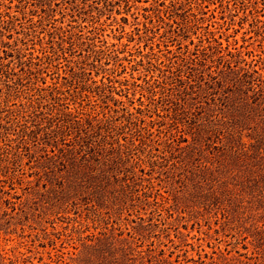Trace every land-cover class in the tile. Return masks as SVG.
<instances>
[{
	"label": "rangeland",
	"instance_id": "rangeland-1",
	"mask_svg": "<svg viewBox=\"0 0 264 264\" xmlns=\"http://www.w3.org/2000/svg\"><path fill=\"white\" fill-rule=\"evenodd\" d=\"M261 3L264 0L253 6L249 0L244 5L248 19L239 32L238 20L225 19L221 26L223 9L214 11L208 5L204 13L199 0H153L147 13L137 3L131 16L152 27L147 33L139 28L145 34L139 42H147V48L137 54L131 42L122 49L128 39L126 30L134 23L122 9L113 11L129 16L127 23L110 15L112 23L106 24L99 11L85 6L70 15H61L67 9L57 10L55 23L48 19V26L34 27L45 13L34 15L31 0H0V27L11 45L9 75L0 74V122L5 128L0 131V158L7 159L9 167L0 164V264H83L86 259L102 264L97 253L105 258L115 253L113 260L122 259L123 264H264V232L249 231L251 221L241 227L249 215L260 214L257 206L264 202ZM235 11L239 13V7ZM53 30L63 31V37L56 41L53 35L51 48L36 39L37 34L47 38ZM206 31H212L226 49L222 61L211 49L218 43L199 42ZM69 37L73 45L65 55L62 48L69 45L63 41ZM105 44L112 48L106 49ZM78 49L80 55H75ZM103 49L107 54L95 59L93 50ZM228 52L235 55L233 59ZM45 55L52 57L51 63ZM36 57L43 58L41 70L24 74L30 62L39 63ZM227 60L233 62L230 68L224 63ZM121 64L126 71L117 67ZM72 71L77 73L71 89L77 93L79 111L72 101L40 98L51 91L47 86L53 82L63 85L65 78L70 82ZM91 72H99L101 78L111 75V82L105 78L109 87L102 97L98 92L80 93L82 85H101ZM249 75L252 84L247 82ZM123 79L135 86L118 93ZM144 80L156 82L148 92L151 102L140 95L151 86ZM132 91L139 100L132 98ZM115 95L121 97L119 103ZM140 100L150 107L144 116L149 130L144 142L138 140L140 136L127 137V130L136 127L125 121L129 117L125 108L140 106ZM66 107L74 112L71 117L63 116L69 111ZM17 114L21 117L15 119ZM138 115H132V120ZM108 122L113 141L127 137L126 142L134 146L129 154L114 143L105 160L96 149L102 140L96 133L104 136ZM121 185L124 202L113 204L111 193L119 196ZM233 208L238 220L232 216ZM178 227L188 233L191 249L184 245L173 251L177 241L170 237ZM137 229L148 231L141 235ZM182 250H187V259L180 255Z\"/></svg>",
	"mask_w": 264,
	"mask_h": 264
},
{
	"label": "snow or ice",
	"instance_id": "snow-or-ice-1",
	"mask_svg": "<svg viewBox=\"0 0 264 264\" xmlns=\"http://www.w3.org/2000/svg\"><path fill=\"white\" fill-rule=\"evenodd\" d=\"M153 2V0H31V6L34 8V12L33 14L35 15L37 12L39 11H43L45 13L44 16L40 17V24L39 25H35L34 27H41V26H48L47 25V20L51 19L53 21V23H55V21L57 20V17L55 16V13L57 12V10H61V9H67V13L61 11V15H70L72 12L80 10L85 8V6H87L89 9L92 10V12H97L99 11L100 16L104 18V21L106 24H111L112 21L109 19V16H115L116 21L120 22L123 21L124 23H127V20L129 18V16H131V12L136 10V5L137 3L141 4L142 7V13H147L149 11L147 5L151 4ZM249 0H199V4L200 6L203 8L204 13H207V6L210 5L211 8L215 11V10H220L223 9V11L220 12V17H219V24L221 26H223L225 24V19L231 21L234 20V18L236 20L239 21L238 24L235 25L236 27V31L239 32L240 27H242L245 23V21L248 19V13L247 10L245 9L244 5L248 4ZM257 3V0H252V4L253 6H255ZM239 7V13H237L235 11V9ZM261 8H264V3L260 4ZM115 9H122V11L124 13H129V16H123L118 14L116 11H113ZM107 13V15H106ZM74 18V17H73ZM262 19H264V16L261 17ZM99 19V18H97ZM131 19L134 21V23L132 25H129V28L126 30L127 31V36L128 39L124 41V44L122 45V49L126 48L129 44V42H131L133 44V51H136L137 54H139V50H141L142 48H147V42H145L143 45L140 44L139 40L143 39L145 34H142L139 32V28L140 27H145V25L139 24L138 22H136V17L135 16H131ZM97 27H99V25H97ZM118 27L121 28L122 31L123 30V25L122 24H118ZM69 28H71V25L69 24ZM43 30V27H42ZM29 31V29H25V32ZM135 34V36H134ZM55 35L56 37V41H60L63 37V31H55L53 30V32H49L47 34V38H45V36L37 34L36 35V39L40 40V41H44L45 44L51 48L53 46V41L51 39V37ZM244 35H246V33H244ZM240 39H242V37L238 36L237 37V41H239ZM64 44H68L69 47L67 48H62V51L65 53V55H68L71 51V45L73 43V40L71 37H69L68 39L63 41ZM86 43V42H85ZM115 42H113L114 44ZM10 38L8 36H5L4 33V28L0 27V74L4 75V76H8L9 75V68L10 65L7 63L10 60V55H9V47H10ZM33 47H38V45H33ZM85 44L81 45V48H84ZM156 47H159V45H156ZM105 48L106 49H111L112 45H108L105 44ZM121 49V50H122ZM44 49L41 48V51H43ZM90 51V50H89ZM47 54V53H45ZM75 55H80V50L78 49L75 53ZM93 55H101V53L99 51H97L96 53H93ZM110 55L113 57H119V54L115 51H110ZM127 53H125V59L127 58ZM83 59V57H81ZM37 59H39V57H37ZM60 61V57L56 58V63L59 64ZM141 63H143V61H141ZM117 67L120 68L121 72L126 71V69L124 68V66L118 65ZM46 71V69H45ZM90 75L92 76H96V78L98 80H101L102 84H107L108 81L106 79H102L99 75V72H91ZM137 79H139V77H137ZM90 83H92V81H89ZM143 83H147V80H144ZM116 88L119 87V84L117 83L115 85ZM3 88V84H0V89ZM151 91V86H149V88L145 89L144 92H142L140 95L144 96V98L151 102L153 97L148 95V92ZM154 95V94H153ZM131 96L133 99L139 100L140 96L137 95L136 91H132ZM115 100L119 101L121 99V97L119 95H115L114 96ZM158 99V97H157ZM180 100H183V96L181 95L179 97ZM191 106V105H190ZM140 106L137 104H132L131 108H125V111L129 113V119H132V114L133 112H138L139 111ZM0 114H3V109L2 107H0ZM115 115V113H114ZM208 119H210L209 116L205 117V120L207 121ZM121 129L122 130H126V125L125 124H121ZM4 124L3 122H0V131H4ZM97 135H99V133H96ZM138 130H127V137H136L138 138ZM127 137L121 138L120 140L114 141V143L116 145H119L120 147H122L125 151V154H129L132 149H133V145L129 144L126 142ZM0 139H2V137H0ZM45 139H47V137H45ZM185 143H187V141H185ZM3 145L2 143H0V148H2ZM96 149L104 155L105 160L108 159L109 155H111V152L114 150L112 148V145L107 143L106 140L102 139L100 140L97 145H96ZM35 150L38 152L40 151V147L36 146ZM6 155V153H5ZM119 154H117L116 156V160H119ZM7 163L6 161H4L2 158H0V164H5ZM115 161H113V166H115ZM121 163H123V161H121ZM134 167H139V164L134 165ZM119 170V169H117ZM109 171H111V168H109ZM141 172H143V169H140ZM101 177H104L106 174L104 172V169L101 168ZM150 174V173H149ZM165 175H167V173H165ZM113 199H112V203L115 204L117 200H120L121 204H123V199L122 197L125 195L124 192V186L121 185L120 187V195L117 196L115 192L111 193ZM129 199H131V197H129ZM57 207H60L61 205H56ZM258 209H260V214L258 216H253V215H249V217L247 218V220L243 221L241 223V227H243L244 223H247L248 221H251V228L249 229V231H254L255 234H260L261 232H264V202H260L258 204ZM232 216L236 217V219H239V214L236 212V209L233 208L232 209ZM51 222V221H50ZM217 223L219 224V221H217ZM228 223H234L232 220H229ZM227 225H222L221 228L226 227ZM137 231L141 234L144 235L145 232H147V229H137ZM173 231L176 233V235L174 237H170L171 239L176 240L177 242L173 245V251H175L176 249H182V247L184 245H187V249H191L192 248V241L189 240L188 238V233H186L184 231L183 227H178L173 229ZM119 251L123 252V249H119ZM98 256V258L101 260L102 264H104V261H107V264H123V260L121 259L120 261H114L112 257L115 256V253L112 254V257H103L100 253L96 254ZM127 254H124V256H126ZM180 255H183L186 259H187V250H182ZM180 257L177 256L176 260L177 262L179 261ZM83 264H93V261L91 259H86ZM164 264H167V262L165 261Z\"/></svg>",
	"mask_w": 264,
	"mask_h": 264
},
{
	"label": "trees",
	"instance_id": "trees-1",
	"mask_svg": "<svg viewBox=\"0 0 264 264\" xmlns=\"http://www.w3.org/2000/svg\"><path fill=\"white\" fill-rule=\"evenodd\" d=\"M252 14V13H251ZM145 25V27L142 29L143 30V33H147L148 31H150V30H152V27H150V26H148L147 24H144ZM94 29V28H93ZM139 31H140V29H139ZM256 33H258L259 34V32L257 31ZM204 41H207V42H209V44H210V42L212 43V42H215V43H218V45H216V46H214V47H211V49L213 48L215 51V55L218 57V59L220 60V61H222L223 60V58H224V55H223V52L226 50V49H224L222 46H221V44L217 41V39L214 37V35L212 34V31H206V33H204L202 36H200V39H199V42H204ZM73 45V44H72ZM71 45V46H72ZM211 45V44H210ZM219 46V47H218ZM210 47V46H209ZM94 52L93 53H96L97 51H95V50H93ZM45 52V51H44ZM100 53H101V55H103V54H107V52H106V50H100L99 51ZM51 53H53V54H55L56 52L55 51H53V52H51ZM227 55H229L232 59L234 58V54L233 53H231V52H228V54ZM37 58V57H36ZM95 59H98L97 58V55H95V57H94ZM44 59H46L48 62L47 63H51V61H52V57L51 56H48V55H45L44 56ZM43 60V58H39V63L38 62H30V64L28 65V69L24 72V74H37V72L39 71V70H41L40 69V61H42ZM235 62H238L239 63V60H236ZM240 62H242V61H240ZM149 64H152L151 62H148ZM225 64H226V66L227 67H231L232 65H231V63H233L232 62V60H227V61H225L224 62ZM34 69H35V71H34ZM254 72L253 73H257L258 74V72H257V70H253ZM110 72H112L113 74H115L116 73V70L114 71H110ZM252 73V74H253ZM77 73H75L74 71H72V74H71V80H70V82H69V80H67L66 78H65V80H66V83H64L63 85H59L58 84V82H53L51 85H49V86H47L48 87V89L47 90H51V91H49L48 93H47V95H42L40 98H43L44 99V97L45 96H48V97H50V99H52V100H54V101H56L57 103H59V102H61V101H72V103L75 105V108H77V104L79 105V102H77L76 101V96H77V93H76V91H73L74 89H71V87L74 85L73 84V82H75L76 81V79H77V75H76ZM246 74H249V71L246 73ZM111 76V75H110ZM110 76L109 77H105L104 76V78H102V79H107L109 82H111V79H110ZM250 77V79L249 80H247V82L249 83V84H252L253 83V78L251 77V75H249ZM36 79H37V81L38 82H42V83H46V81H45V79H41L39 76H36ZM21 81L22 80H19V82H18V85H22V83H21ZM147 83L148 84H150L151 85V87L153 86V85H155L156 84V82L154 81L153 83H151V80H147ZM146 83V84H147ZM119 84H120V90H119V92L118 93H122L124 90H125V92L126 91H128V87H133V86H135V84L134 83H132V82H130L128 79H123V80H121L120 82H119ZM123 86H125V88L123 89L122 87ZM108 87L109 86H107V84H102L101 83V85H97L96 87H91V86H86V85H82L81 86V90H80V93H86L87 92V94L88 93H99L100 94V96L102 97L103 95H105V93H106V90L108 89ZM63 89H65V90H63ZM118 91V90H117ZM87 94H85V95H87ZM58 95V96H57ZM62 96V97H61ZM81 96V95H80ZM88 96V95H87ZM126 96V98L129 100V96H128V94H126L125 95ZM33 103H34V101L32 100L31 102H30V105H32L33 106ZM115 103H119V101H117V100H115ZM68 104V103H67ZM121 104H123V102H121ZM145 104L143 103V101H141L140 100V106H144ZM24 106V105H23ZM146 106V108H144V109H142L141 107L139 108V111L138 112H135V113H138L139 115L138 116H135V121H133L132 119H129V118H126L125 119V121H126V124H133L135 127H136V130H138V133H139V135L138 136H140V138L138 139L140 142H144V139H142V138H145V135L146 134H148L149 133V130L146 128V126H145V124H146V121H145V119H144V116H146L147 114V111H149L150 110V107L148 106V105H145ZM69 111L67 112V113H64V117H71L72 115H73V113L74 112H72V110H70V108L69 107H66ZM77 111H79V107L76 109ZM82 113V112H81ZM135 113H133L132 115H134ZM19 117H21L20 116V114H17L16 115V118L15 119H18ZM88 117H91V115L90 116H88ZM113 117V116H112ZM85 120H86V123L88 122V119L87 118H85ZM18 123V122H17ZM16 123V124H17ZM89 123V122H88ZM139 123H140V125H139ZM101 128V127H100ZM113 128H112V126H111V124L108 122V124L106 125V128H105V132H106V134L103 136V135H101V134H99L100 135V137H102V139H104V140H106L107 141V143H109V144H111V145H114V141H113V138H114V136H113V134H112V132H113V130H112ZM23 132H25V131H23ZM142 132H144V133H142ZM27 134H25V136H26ZM57 138V137H56ZM108 138H111L112 140H108ZM113 141V142H112ZM97 143H98V141H97ZM79 146H83V145H79ZM3 150V147L2 148H0V151H2ZM18 155H16V157H17ZM15 159L13 158L11 161L13 162ZM4 161H6V162H8V160L6 159V160H4ZM10 161V159H9V162H11ZM17 162L18 161H14V163L15 164H17ZM3 168L4 169H8L9 167H8V165H7V163H5V164H3Z\"/></svg>",
	"mask_w": 264,
	"mask_h": 264
}]
</instances>
